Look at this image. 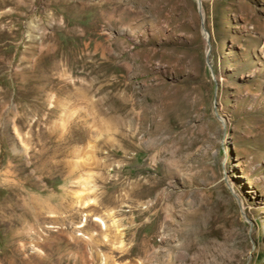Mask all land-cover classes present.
Returning a JSON list of instances; mask_svg holds the SVG:
<instances>
[{
	"label": "rangeland",
	"instance_id": "1",
	"mask_svg": "<svg viewBox=\"0 0 264 264\" xmlns=\"http://www.w3.org/2000/svg\"><path fill=\"white\" fill-rule=\"evenodd\" d=\"M0 264H264V0H0Z\"/></svg>",
	"mask_w": 264,
	"mask_h": 264
},
{
	"label": "bare ground",
	"instance_id": "2",
	"mask_svg": "<svg viewBox=\"0 0 264 264\" xmlns=\"http://www.w3.org/2000/svg\"><path fill=\"white\" fill-rule=\"evenodd\" d=\"M173 260V259H172Z\"/></svg>",
	"mask_w": 264,
	"mask_h": 264
}]
</instances>
